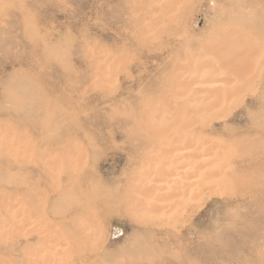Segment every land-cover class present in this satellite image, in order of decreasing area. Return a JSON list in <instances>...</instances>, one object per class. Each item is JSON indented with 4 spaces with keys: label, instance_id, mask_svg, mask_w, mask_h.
<instances>
[{
    "label": "rangeland",
    "instance_id": "374dc122",
    "mask_svg": "<svg viewBox=\"0 0 264 264\" xmlns=\"http://www.w3.org/2000/svg\"><path fill=\"white\" fill-rule=\"evenodd\" d=\"M0 264H264V0H0Z\"/></svg>",
    "mask_w": 264,
    "mask_h": 264
},
{
    "label": "bare ground",
    "instance_id": "6f19581e",
    "mask_svg": "<svg viewBox=\"0 0 264 264\" xmlns=\"http://www.w3.org/2000/svg\"><path fill=\"white\" fill-rule=\"evenodd\" d=\"M204 85H205V84H204ZM218 87H219V86H218ZM195 89H196V88H195ZM195 89H194V90H195ZM198 91H199V90H198ZM191 136H192V135H191ZM188 137H189V136H188ZM205 160H206V159H205Z\"/></svg>",
    "mask_w": 264,
    "mask_h": 264
}]
</instances>
